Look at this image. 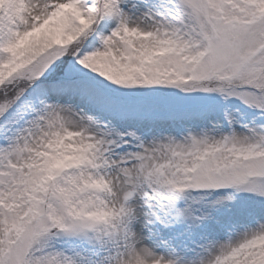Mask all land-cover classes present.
Returning a JSON list of instances; mask_svg holds the SVG:
<instances>
[{
    "label": "snow or ice",
    "instance_id": "snow-or-ice-1",
    "mask_svg": "<svg viewBox=\"0 0 264 264\" xmlns=\"http://www.w3.org/2000/svg\"><path fill=\"white\" fill-rule=\"evenodd\" d=\"M0 264H264V0H0Z\"/></svg>",
    "mask_w": 264,
    "mask_h": 264
}]
</instances>
